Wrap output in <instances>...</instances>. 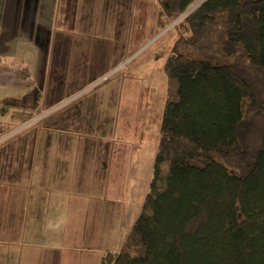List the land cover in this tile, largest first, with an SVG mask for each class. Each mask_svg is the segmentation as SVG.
<instances>
[{"label":"trees","instance_id":"trees-1","mask_svg":"<svg viewBox=\"0 0 264 264\" xmlns=\"http://www.w3.org/2000/svg\"><path fill=\"white\" fill-rule=\"evenodd\" d=\"M158 2L188 33L141 210L101 264H264V0Z\"/></svg>","mask_w":264,"mask_h":264},{"label":"crops","instance_id":"crops-1","mask_svg":"<svg viewBox=\"0 0 264 264\" xmlns=\"http://www.w3.org/2000/svg\"><path fill=\"white\" fill-rule=\"evenodd\" d=\"M111 5L112 0H0V103L15 92H33L38 79L11 46L34 44L33 37L63 45L76 35L81 11L105 14ZM96 25L93 18L90 38L97 35ZM37 92L36 115L12 136L0 137V264H101L106 252L115 254L122 245L110 247L114 233L106 214L114 187L113 122L103 135L97 126L106 124V109L99 106L92 122H84L78 108L50 107L44 86ZM85 126H92L87 133Z\"/></svg>","mask_w":264,"mask_h":264},{"label":"rangeland","instance_id":"rangeland-1","mask_svg":"<svg viewBox=\"0 0 264 264\" xmlns=\"http://www.w3.org/2000/svg\"><path fill=\"white\" fill-rule=\"evenodd\" d=\"M93 18L97 35L90 38ZM77 20L76 35L63 45L50 37H33L34 44L11 46V54L24 55V65L38 79L33 92H15L11 101L0 103V137L12 136L36 115L37 88L42 86L50 107L78 108L84 122H92L99 106L106 109V126L99 124L97 130L108 135L111 118L114 187L106 214L114 233L110 247L115 248L124 242L148 191L166 100L164 66L178 38L188 32L174 26L158 0H112L105 14L81 11ZM36 56L43 59L41 66Z\"/></svg>","mask_w":264,"mask_h":264}]
</instances>
